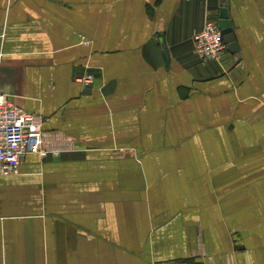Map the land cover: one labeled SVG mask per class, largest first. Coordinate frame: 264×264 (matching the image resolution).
Wrapping results in <instances>:
<instances>
[{
	"label": "crops",
	"instance_id": "obj_1",
	"mask_svg": "<svg viewBox=\"0 0 264 264\" xmlns=\"http://www.w3.org/2000/svg\"><path fill=\"white\" fill-rule=\"evenodd\" d=\"M220 1L0 0V91L49 149L0 178V264H264V0L204 61Z\"/></svg>",
	"mask_w": 264,
	"mask_h": 264
},
{
	"label": "built area",
	"instance_id": "obj_2",
	"mask_svg": "<svg viewBox=\"0 0 264 264\" xmlns=\"http://www.w3.org/2000/svg\"><path fill=\"white\" fill-rule=\"evenodd\" d=\"M193 40L196 54L204 61H223L229 49L217 18L206 20ZM44 122L42 115L18 107L0 91V178L18 174L27 154L46 156L49 153L44 140Z\"/></svg>",
	"mask_w": 264,
	"mask_h": 264
},
{
	"label": "water",
	"instance_id": "obj_3",
	"mask_svg": "<svg viewBox=\"0 0 264 264\" xmlns=\"http://www.w3.org/2000/svg\"><path fill=\"white\" fill-rule=\"evenodd\" d=\"M220 4H221V7L219 10V16H218L219 26L224 35L225 41L228 43L230 50L233 53H235L238 50V44L236 41L235 33L233 31V27L231 25L228 0H221ZM161 37H162L161 46H162L165 57L168 59L167 46L163 39V35H161Z\"/></svg>",
	"mask_w": 264,
	"mask_h": 264
},
{
	"label": "rangeland",
	"instance_id": "obj_4",
	"mask_svg": "<svg viewBox=\"0 0 264 264\" xmlns=\"http://www.w3.org/2000/svg\"><path fill=\"white\" fill-rule=\"evenodd\" d=\"M214 13L209 12V14L207 15L206 20H208V19H216L217 18V14H216V12H214Z\"/></svg>",
	"mask_w": 264,
	"mask_h": 264
},
{
	"label": "bare ground",
	"instance_id": "obj_5",
	"mask_svg": "<svg viewBox=\"0 0 264 264\" xmlns=\"http://www.w3.org/2000/svg\"><path fill=\"white\" fill-rule=\"evenodd\" d=\"M217 20H218V18H217Z\"/></svg>",
	"mask_w": 264,
	"mask_h": 264
}]
</instances>
